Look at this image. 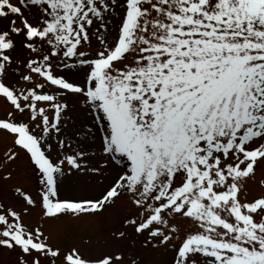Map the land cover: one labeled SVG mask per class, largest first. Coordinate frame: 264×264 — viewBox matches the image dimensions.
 I'll list each match as a JSON object with an SVG mask.
<instances>
[{"label":"snow or ice","instance_id":"1","mask_svg":"<svg viewBox=\"0 0 264 264\" xmlns=\"http://www.w3.org/2000/svg\"><path fill=\"white\" fill-rule=\"evenodd\" d=\"M0 107L9 264H264V0H0Z\"/></svg>","mask_w":264,"mask_h":264},{"label":"rangeland","instance_id":"2","mask_svg":"<svg viewBox=\"0 0 264 264\" xmlns=\"http://www.w3.org/2000/svg\"><path fill=\"white\" fill-rule=\"evenodd\" d=\"M3 108L0 107V114H2ZM3 146V139L0 138V150H2ZM18 181L24 182L27 186H30L33 190H35V181H24L22 177L17 178ZM250 190L253 194H258L260 192H264V172H259L255 178L254 181L249 182ZM109 223H111V220H109ZM55 231L61 232L63 231V225H57L55 226ZM90 229L86 227L83 231H81L80 235H86L88 234ZM10 258L7 254L0 255V262L2 264H9Z\"/></svg>","mask_w":264,"mask_h":264}]
</instances>
